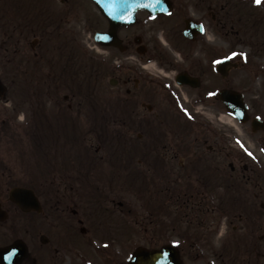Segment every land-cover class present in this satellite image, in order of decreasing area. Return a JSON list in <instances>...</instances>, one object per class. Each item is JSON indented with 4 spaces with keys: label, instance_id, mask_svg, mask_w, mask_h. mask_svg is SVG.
<instances>
[{
    "label": "flooded vegetation",
    "instance_id": "flooded-vegetation-1",
    "mask_svg": "<svg viewBox=\"0 0 264 264\" xmlns=\"http://www.w3.org/2000/svg\"><path fill=\"white\" fill-rule=\"evenodd\" d=\"M163 2L96 53L93 0H0V264H128L129 230L181 264H264V0Z\"/></svg>",
    "mask_w": 264,
    "mask_h": 264
},
{
    "label": "water",
    "instance_id": "water-1",
    "mask_svg": "<svg viewBox=\"0 0 264 264\" xmlns=\"http://www.w3.org/2000/svg\"><path fill=\"white\" fill-rule=\"evenodd\" d=\"M100 11L111 21L112 29L107 34H97L96 41L105 46L118 45L116 30L119 26H127L135 23L137 10L144 9L152 15L165 11L169 5L164 0H93ZM110 44L109 42H112ZM229 110L236 114L237 107L241 108L237 101H225ZM19 191V190H17ZM129 264H180L178 252L174 247L165 246L160 250L150 251L139 249L132 256Z\"/></svg>",
    "mask_w": 264,
    "mask_h": 264
},
{
    "label": "rangeland",
    "instance_id": "rangeland-1",
    "mask_svg": "<svg viewBox=\"0 0 264 264\" xmlns=\"http://www.w3.org/2000/svg\"><path fill=\"white\" fill-rule=\"evenodd\" d=\"M104 23L102 22L101 23V26L103 25ZM144 35V39H145V43L147 45L150 44V41H152L155 37V35L151 32L150 34L146 31L143 33ZM88 36V35H87ZM87 36H85L87 38ZM83 37L81 38L82 41L86 40V38ZM154 37V38H153ZM130 57H133L131 60L133 62H137V58L136 56L133 54V55H130ZM84 125V129L85 132H87V135L88 136H91V134L88 132V126H89V123L87 120H85V123L83 124ZM12 135H10L9 137L8 136H5V139L4 141H2V143H5L8 147H10L11 149L14 150V156L16 155V158H17V155H20L18 161H16L14 163V173L16 175H20V176H24L25 172L27 171V169L29 168V165L32 164V162L30 161V156L33 155V150L32 152L30 151L32 148L31 145H29L28 143H25V145L23 146H20L19 144V139L16 140V138H10ZM96 143L98 142L97 139L94 140ZM25 142V141H24ZM5 144H3L4 146H6ZM21 148V149H19ZM16 150L20 151L18 153H16ZM28 156V157H27ZM135 191V189H133ZM127 202L129 203V206L132 207H137V198H136V195H132L131 193H127ZM133 208V207H132ZM132 230V229H131ZM128 255L130 254L131 250L132 249H136V248H139V247H142V243H143V240L140 238V236L138 235L137 232L135 231H128ZM138 245V246H137Z\"/></svg>",
    "mask_w": 264,
    "mask_h": 264
},
{
    "label": "snow or ice",
    "instance_id": "snow-or-ice-1",
    "mask_svg": "<svg viewBox=\"0 0 264 264\" xmlns=\"http://www.w3.org/2000/svg\"><path fill=\"white\" fill-rule=\"evenodd\" d=\"M255 2L257 3V4H259V3H261V0H255ZM235 55V54H234ZM241 55H243V54H241Z\"/></svg>",
    "mask_w": 264,
    "mask_h": 264
}]
</instances>
